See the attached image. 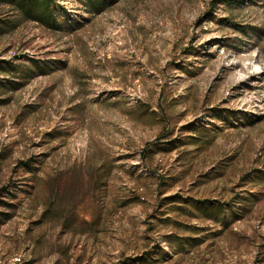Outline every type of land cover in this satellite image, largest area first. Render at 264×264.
I'll use <instances>...</instances> for the list:
<instances>
[{
  "label": "rangeland",
  "instance_id": "374dc122",
  "mask_svg": "<svg viewBox=\"0 0 264 264\" xmlns=\"http://www.w3.org/2000/svg\"><path fill=\"white\" fill-rule=\"evenodd\" d=\"M54 5L0 26L50 67L0 74V264H264V0Z\"/></svg>",
  "mask_w": 264,
  "mask_h": 264
},
{
  "label": "trees",
  "instance_id": "16d2710c",
  "mask_svg": "<svg viewBox=\"0 0 264 264\" xmlns=\"http://www.w3.org/2000/svg\"><path fill=\"white\" fill-rule=\"evenodd\" d=\"M76 4L84 10L87 14H98L106 11L110 8L116 0H74ZM231 4H239L240 0H227ZM0 6L7 8L9 12L8 17L0 19V26H5L1 31L6 32L12 28L19 20L35 22L48 29L57 28V16L56 9L54 5V0H0ZM13 16H9V15ZM0 27V29H1ZM50 70L47 65L39 66L36 61L30 60V65L22 64H12L11 61L0 60V74L13 72L16 74L20 72L21 78H27L32 75L34 70H41V72H46L45 70ZM11 80L0 77V90L2 88L6 89H16L22 82L11 83ZM0 94H3L2 92ZM7 102V99H0V104ZM192 143H196L200 140L199 136L192 135L188 138ZM179 143H182L179 141ZM171 146H178L177 144H172ZM192 205L195 209H199L204 212L206 217L210 220H217L222 218L224 214V209L216 203H207L202 201H194Z\"/></svg>",
  "mask_w": 264,
  "mask_h": 264
}]
</instances>
